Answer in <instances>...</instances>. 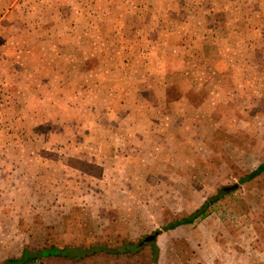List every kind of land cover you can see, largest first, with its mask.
Masks as SVG:
<instances>
[{"label":"rangeland","instance_id":"374dc122","mask_svg":"<svg viewBox=\"0 0 264 264\" xmlns=\"http://www.w3.org/2000/svg\"><path fill=\"white\" fill-rule=\"evenodd\" d=\"M262 163L264 0H0V263L264 264Z\"/></svg>","mask_w":264,"mask_h":264},{"label":"trees","instance_id":"16d2710c","mask_svg":"<svg viewBox=\"0 0 264 264\" xmlns=\"http://www.w3.org/2000/svg\"><path fill=\"white\" fill-rule=\"evenodd\" d=\"M264 170V163L259 165L252 173L247 175V179H251ZM222 192V191H221ZM223 193V192H222ZM221 193H218L212 197H209L198 209L193 213L185 216L184 218L171 223L164 227V229L176 228L181 224H191L198 217H205L207 210L212 203L219 199ZM152 247V254L146 257V264H159V255L157 252V245L155 241L149 242ZM145 243L141 241H123L115 246L95 244L88 247L82 246H50L42 249H31L26 247L19 257L8 258L0 264H35L41 257H60L65 261L80 260L84 261L88 257L92 256H108L116 262V257L120 260L129 262L134 255H145L144 253Z\"/></svg>","mask_w":264,"mask_h":264},{"label":"water","instance_id":"95a60500","mask_svg":"<svg viewBox=\"0 0 264 264\" xmlns=\"http://www.w3.org/2000/svg\"><path fill=\"white\" fill-rule=\"evenodd\" d=\"M155 237H156L155 234H151V235L147 236V237L145 238V240H146V241H152V240L155 239Z\"/></svg>","mask_w":264,"mask_h":264}]
</instances>
